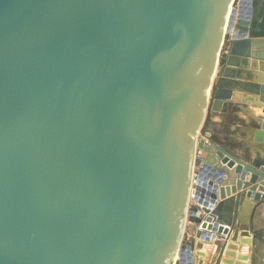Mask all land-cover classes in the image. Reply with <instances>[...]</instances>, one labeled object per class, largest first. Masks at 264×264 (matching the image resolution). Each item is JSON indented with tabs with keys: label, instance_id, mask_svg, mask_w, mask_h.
Returning <instances> with one entry per match:
<instances>
[{
	"label": "water",
	"instance_id": "1",
	"mask_svg": "<svg viewBox=\"0 0 264 264\" xmlns=\"http://www.w3.org/2000/svg\"><path fill=\"white\" fill-rule=\"evenodd\" d=\"M263 4L0 0V264H196V240L244 264L228 241L250 242L240 207L264 200V107L251 148L202 134L203 105L264 103L244 72Z\"/></svg>",
	"mask_w": 264,
	"mask_h": 264
},
{
	"label": "crops",
	"instance_id": "2",
	"mask_svg": "<svg viewBox=\"0 0 264 264\" xmlns=\"http://www.w3.org/2000/svg\"><path fill=\"white\" fill-rule=\"evenodd\" d=\"M248 61L249 64L244 68L245 74L247 75L248 72L254 73L257 78H264V61L251 58L248 59ZM236 95L237 100L231 108V112H208L211 116V126L209 131L221 138L228 137L229 141L233 143H240L243 144L244 147L253 148L255 145V138L253 130L251 129H254L255 125L252 124L251 117L258 118L261 116L264 103L260 102L259 96L256 99L251 98L249 92L247 91H237ZM255 157L256 154L254 153L253 158ZM234 197L235 195L232 194V196L227 199L231 200ZM218 202H220V200ZM219 213L226 214L227 211L219 210ZM221 215H219V219ZM239 220L243 224L242 229L249 230L252 233V236L249 237L250 242L242 243L241 239L244 237L240 236L237 241L229 240L228 243L237 246V250L235 251L236 254L247 255V259L241 260L244 264H264V200L256 204V202H254L251 198H246L240 207ZM192 226L193 225L191 224H187L186 231L184 233V241H192L193 243L196 238L194 235L195 233L191 234L190 232V228ZM185 236H187V238ZM198 249L204 251L206 256L197 255L196 251ZM226 250H228V247ZM194 255L196 264H198L200 259H203L204 264H211L213 257H217L218 255L217 245L214 242L207 243L196 240V242H194ZM224 259H232L234 261L233 264L237 261L236 257H230L224 254L221 264H225Z\"/></svg>",
	"mask_w": 264,
	"mask_h": 264
},
{
	"label": "trees",
	"instance_id": "3",
	"mask_svg": "<svg viewBox=\"0 0 264 264\" xmlns=\"http://www.w3.org/2000/svg\"><path fill=\"white\" fill-rule=\"evenodd\" d=\"M260 0H254V6H257L259 4ZM259 18L255 19L254 21V31H253V36H260V37H264V4L262 9L259 12ZM211 120V116L210 114H208V117L206 118L204 127H203V131H207L210 127V121Z\"/></svg>",
	"mask_w": 264,
	"mask_h": 264
},
{
	"label": "bare ground",
	"instance_id": "4",
	"mask_svg": "<svg viewBox=\"0 0 264 264\" xmlns=\"http://www.w3.org/2000/svg\"><path fill=\"white\" fill-rule=\"evenodd\" d=\"M234 1H232V3L230 4V7H229V10H228V14L226 16V24L224 26V35L226 34V29H227V25H228V22H229V18H230V15L233 11V7H234ZM210 95H211V87L208 88V93H207V98L209 99L210 98ZM203 112H204V115H207L208 113V105H203ZM195 137L198 136V134H195L194 135ZM196 170V166H195V163H194V160H193V163H192V173L191 175L193 174V171ZM192 194L190 195V202H192ZM188 222V214L186 213V221H185V225L187 224ZM183 233H185V230H184V227H183ZM179 258V251H174V258H173V264L176 263V261L178 260Z\"/></svg>",
	"mask_w": 264,
	"mask_h": 264
},
{
	"label": "rangeland",
	"instance_id": "5",
	"mask_svg": "<svg viewBox=\"0 0 264 264\" xmlns=\"http://www.w3.org/2000/svg\"><path fill=\"white\" fill-rule=\"evenodd\" d=\"M208 114H209V113H208ZM207 117H208V115H207ZM210 126H211V125H210ZM203 127H204V126H203ZM209 128H210V127H209ZM208 131H209V129H208L207 131H203V130H202V134H204L205 132H208ZM197 164H198V163H197ZM191 209H197V205H196L195 203H193V202H192V203L190 202V210H191ZM187 224H188V225H190V224L193 225V226L190 228V229H191L190 232H191V234H192V233H195V232H196V229H197L198 226H196L195 224H192V223H190V222H187ZM187 224H186V225H187ZM188 230H189V228H188ZM188 230H187V232H188ZM194 235H195V234H194ZM185 237L187 238V236H185ZM185 242H187V241H185ZM188 242H192V241H188Z\"/></svg>",
	"mask_w": 264,
	"mask_h": 264
},
{
	"label": "built area",
	"instance_id": "6",
	"mask_svg": "<svg viewBox=\"0 0 264 264\" xmlns=\"http://www.w3.org/2000/svg\"><path fill=\"white\" fill-rule=\"evenodd\" d=\"M197 155H198V154H197ZM192 198H193V196H192ZM192 202H193V199H192ZM192 202H191V203H192ZM193 203H194V202H193Z\"/></svg>",
	"mask_w": 264,
	"mask_h": 264
}]
</instances>
